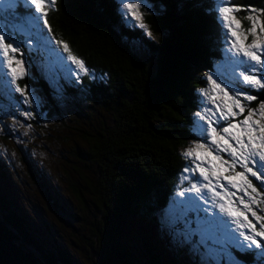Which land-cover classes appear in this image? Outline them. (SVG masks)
<instances>
[{"label": "trees", "instance_id": "1", "mask_svg": "<svg viewBox=\"0 0 264 264\" xmlns=\"http://www.w3.org/2000/svg\"><path fill=\"white\" fill-rule=\"evenodd\" d=\"M142 1L158 8L143 15L151 36L125 27L115 0H56L47 15V36L66 42L89 70L105 78L88 89L110 123L81 135L85 149L80 156L93 167V176L83 178L82 189L70 186L80 206L86 207L87 197L97 212L88 224V238L81 240L91 264H135L122 242L126 226L132 217L163 208L171 196L182 167L177 148L194 138L186 127L191 90L202 84L200 73L220 58L223 47L215 10L219 0ZM230 6L261 10L264 0H230ZM134 41L153 56L152 67L138 55ZM30 74L21 83L38 88L53 105L49 86L32 66ZM244 90L257 97L255 103L264 101V89ZM15 211L11 201L0 197V264L77 263L63 248L46 249ZM143 243L148 264H160L150 243ZM236 255L253 262L250 253Z\"/></svg>", "mask_w": 264, "mask_h": 264}, {"label": "snow or ice", "instance_id": "2", "mask_svg": "<svg viewBox=\"0 0 264 264\" xmlns=\"http://www.w3.org/2000/svg\"><path fill=\"white\" fill-rule=\"evenodd\" d=\"M55 4L56 0H0V88L3 89L0 95L9 102L15 93H20L23 103H41L34 90L28 85L21 88L18 81L27 74L23 48L26 46L29 53L46 49L47 34L43 29L51 31L47 15ZM140 6L121 0L123 14L130 15L146 29ZM242 10L248 13L247 29L236 15ZM216 12L220 27L226 30L224 39L230 44L229 51L234 53L233 79L256 90L264 89V9H242L230 6V0H219ZM56 44L67 54L66 60L75 65V71L89 74L85 62L71 52L66 42L57 40ZM48 51L51 56L52 51ZM236 67L243 69L238 75ZM73 71L65 65L62 56L44 65L45 81L58 104L67 99L66 85L76 83L71 79ZM206 82L210 88L204 90V95L215 109L208 110L213 118L196 115L207 122L206 127L200 126V132L207 134L210 143H196L184 153L195 165L192 171L198 172L204 183L191 184L188 191L196 193L195 197L173 199L161 213L160 226L174 243L187 246L197 255L199 264H247L236 253L242 256L253 248L260 250L256 253L258 264H264V215L258 214L264 211L258 208L264 203V193L251 179L255 178L264 187V101L258 108H248L242 120L237 119L246 110L242 101L250 103L257 97L235 89L233 80H225L221 74H215V78L207 75ZM217 113L219 119L214 118ZM221 120L226 126L218 128ZM209 194L213 208L219 209L212 215L199 202L201 199L207 202ZM184 195L183 191L178 193L179 197ZM254 221L259 222V229ZM232 225H235L234 232ZM241 237L246 244L239 241Z\"/></svg>", "mask_w": 264, "mask_h": 264}, {"label": "rangeland", "instance_id": "3", "mask_svg": "<svg viewBox=\"0 0 264 264\" xmlns=\"http://www.w3.org/2000/svg\"><path fill=\"white\" fill-rule=\"evenodd\" d=\"M115 2L120 22L125 27L138 29L140 33L148 36V31L141 28L138 21L130 15L123 14L121 0H115ZM124 2L140 4L139 11L142 16L158 12L157 6L142 0H124ZM217 6L218 4L215 5V10ZM247 14V11H243L242 14L236 13L245 29L250 26L245 19ZM43 33H45V28ZM222 38L223 47L220 51V58L213 60L210 68L200 73L202 84L191 90L192 109L187 115L188 124L186 127L188 126L194 138L177 148L182 160V167L173 181L171 196L163 208L158 210L155 208L146 217L142 215L132 217L126 226L122 242L130 248L135 264H148L147 257L141 249L146 246L143 242L150 243L152 252L159 258L160 264H199L197 255L193 254L187 246H178L161 228L160 216L173 199L185 200L190 196H196V193L188 191L192 183H198V185L204 183L199 178L198 172L192 171L195 165L184 153L196 143H210V140L206 138L207 134L202 135L200 132V126L206 127L207 122L201 121L196 115L200 113V115L213 118L212 113L208 110L213 109L214 111L215 109L204 95V90L210 88L206 82V76L214 75L215 78V74H221L225 80H233L235 89L243 92H246L244 88L259 91L241 85L233 79L234 53L229 51L230 44L226 43L224 34ZM251 39L252 37L249 36V43ZM45 42L46 49L29 53L26 46L23 48L27 68V74L23 79L32 78L30 74L32 66L40 78L46 82L43 74L44 65L50 59L62 56L65 65L74 70L71 79L76 83L66 85L67 99L62 104H58L52 95L53 105L48 104L40 90L30 84L21 83L23 79L18 81L19 86L24 88L25 85H28L29 89L34 90L36 95L41 98L39 105L23 103L20 93H15L11 102L0 95V197L12 202L17 213L26 221L29 232L46 249L63 248L73 255L78 264L79 262L91 264L86 259L89 251H86L81 240L88 238V224L97 218V212L87 197H84L87 201L86 207L80 206L74 199L70 186H83V183H86L83 178L91 179L93 176V167L80 156V153H83L85 149L81 135L93 134L101 130L104 124L110 123L109 116L98 104L96 96L88 89L105 78L91 70L89 74L78 73L75 71V65L66 60L67 54L63 53V50L47 35ZM31 43L35 47V41ZM132 45L146 64L152 67L153 56L139 42L134 41ZM48 49L53 53L51 56ZM241 70L243 69L236 67V74L238 75ZM8 79L11 78L8 77ZM83 80L87 81L86 85ZM2 92L3 89L0 88V93ZM254 101L250 103L242 101L246 105V110L237 119L242 120L247 115L248 108H258L260 102L255 103ZM214 118L219 119V113ZM221 126H226V122L221 120L217 127ZM251 179L258 190L264 193V187L260 186V182L255 178ZM39 182L43 188L40 187ZM81 186L80 189H82ZM182 191L185 195L179 197L178 193ZM257 199L259 200L260 197ZM199 202L209 209V215L219 212L218 208H213L210 194L207 202L203 199ZM258 208L264 209V203H260ZM258 214L264 215V211H258ZM193 215L190 214V216ZM249 219H252L250 213ZM229 223L231 224L230 220ZM255 223L259 229V222ZM231 231H235V225H232ZM239 241L247 243L243 241L242 237L239 238ZM259 251L255 248L250 250L249 253L253 255L251 264H258L256 253ZM89 259L94 260L91 257Z\"/></svg>", "mask_w": 264, "mask_h": 264}, {"label": "water", "instance_id": "4", "mask_svg": "<svg viewBox=\"0 0 264 264\" xmlns=\"http://www.w3.org/2000/svg\"><path fill=\"white\" fill-rule=\"evenodd\" d=\"M225 158L227 159L228 157L225 155ZM237 170H240V169H237Z\"/></svg>", "mask_w": 264, "mask_h": 264}]
</instances>
